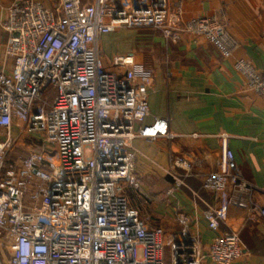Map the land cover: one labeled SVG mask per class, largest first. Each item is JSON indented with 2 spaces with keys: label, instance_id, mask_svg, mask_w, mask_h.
Returning <instances> with one entry per match:
<instances>
[{
  "label": "built area",
  "instance_id": "built-area-1",
  "mask_svg": "<svg viewBox=\"0 0 264 264\" xmlns=\"http://www.w3.org/2000/svg\"><path fill=\"white\" fill-rule=\"evenodd\" d=\"M180 17V8L169 11L167 0H60V13L42 0H12L6 8L0 21L6 34L0 67V264H202L204 257L230 264L245 252L235 232L217 233L203 251L184 213L176 215L179 228L167 243L163 226H150L127 194L130 188L145 204L152 200L134 174L133 140L174 135L167 118L147 120L149 71L137 70L129 55L112 59L122 71L107 69L98 40L121 27H153L172 42L182 32L202 36L224 58L232 55L236 43L214 16L184 22ZM234 68L264 100V73L244 59ZM13 125L40 133L51 149L3 165ZM173 165L190 168L181 156ZM163 171L173 178L170 194L183 181L174 169ZM202 186L219 197L217 206L203 212L210 230L218 229L229 205L264 220V199L250 200L252 184L230 149L224 147L220 168L205 174Z\"/></svg>",
  "mask_w": 264,
  "mask_h": 264
},
{
  "label": "crops",
  "instance_id": "crops-1",
  "mask_svg": "<svg viewBox=\"0 0 264 264\" xmlns=\"http://www.w3.org/2000/svg\"><path fill=\"white\" fill-rule=\"evenodd\" d=\"M115 1L128 5L130 0ZM167 1L169 11L180 8L182 22L197 16H214L236 45L232 55L224 58L209 40L187 32H182L177 42L164 38L153 27H121L99 37L98 49L107 69L122 71L123 68L112 65V59L116 55H129L137 70L149 71L152 81L147 120L167 118L174 135L167 139L133 140L134 174L152 200L145 204L130 188L127 194L131 204L140 207L143 217L147 216L144 208L153 205L152 215L157 217V224L149 216L148 224L167 226V243L179 228L176 215L184 213L203 251L217 233L235 232L245 252L230 264H264V220L255 212L229 205L218 229L210 230L203 212L208 206H217L219 197L202 186L205 174L220 168L226 147L233 152L243 178L252 184L250 200L263 202L264 100L247 89L234 62L247 60L264 73V0ZM11 2L0 0V21L5 19ZM42 2L60 13V0ZM5 39L0 27V67ZM223 133L228 136L225 140L220 136ZM177 156L190 163L188 170L173 165ZM166 167L174 169V175L183 181L170 194L166 190L173 178L165 175ZM163 184L165 187L161 188ZM202 264L216 263L204 257Z\"/></svg>",
  "mask_w": 264,
  "mask_h": 264
},
{
  "label": "rangeland",
  "instance_id": "rangeland-1",
  "mask_svg": "<svg viewBox=\"0 0 264 264\" xmlns=\"http://www.w3.org/2000/svg\"><path fill=\"white\" fill-rule=\"evenodd\" d=\"M10 145L5 151L3 157V165H16L33 150H50V144L45 140V138L38 132L26 131L25 128H18L17 126H12L10 129ZM165 187L164 184L161 186ZM153 205H150L145 209V215L151 217L154 223L157 224V217L152 215ZM161 225V224H160ZM163 228L167 232V226L162 224ZM165 252L167 253V247H165ZM140 254V250L138 251ZM167 259V256H166Z\"/></svg>",
  "mask_w": 264,
  "mask_h": 264
}]
</instances>
